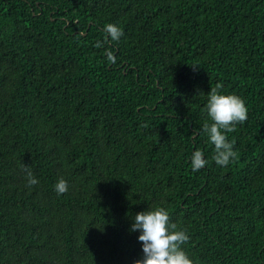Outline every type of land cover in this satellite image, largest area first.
Returning a JSON list of instances; mask_svg holds the SVG:
<instances>
[{
    "label": "trees",
    "instance_id": "obj_1",
    "mask_svg": "<svg viewBox=\"0 0 264 264\" xmlns=\"http://www.w3.org/2000/svg\"><path fill=\"white\" fill-rule=\"evenodd\" d=\"M217 83L248 109L226 167ZM156 207L194 264H264V0H0V264H133Z\"/></svg>",
    "mask_w": 264,
    "mask_h": 264
},
{
    "label": "clouds",
    "instance_id": "obj_2",
    "mask_svg": "<svg viewBox=\"0 0 264 264\" xmlns=\"http://www.w3.org/2000/svg\"><path fill=\"white\" fill-rule=\"evenodd\" d=\"M104 30L113 41H118L123 35L122 30L114 24H107ZM109 59L114 58L109 55ZM206 111L211 123L205 121L203 132L214 145L215 163L226 167L238 155L234 150V142L228 140L226 133L234 132L237 124L247 120L246 103L238 95L224 94L222 85L217 83L207 93ZM203 156L201 150L193 152L192 171H199L208 163ZM22 168L26 174L28 186L39 183L27 165H22ZM67 190V181L63 178L59 179L55 184L57 194H64ZM130 231H139L137 239L142 244L143 253L141 258L133 261V264H194L182 247L189 240L187 232L177 230L176 224L170 222L169 213L165 208L156 207L136 213Z\"/></svg>",
    "mask_w": 264,
    "mask_h": 264
}]
</instances>
